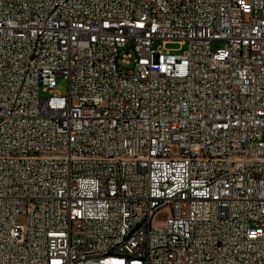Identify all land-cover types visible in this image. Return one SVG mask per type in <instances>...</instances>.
I'll return each instance as SVG.
<instances>
[{
    "label": "built area",
    "instance_id": "built-area-1",
    "mask_svg": "<svg viewBox=\"0 0 264 264\" xmlns=\"http://www.w3.org/2000/svg\"><path fill=\"white\" fill-rule=\"evenodd\" d=\"M0 264H264V0H0Z\"/></svg>",
    "mask_w": 264,
    "mask_h": 264
},
{
    "label": "rangeland",
    "instance_id": "rangeland-1",
    "mask_svg": "<svg viewBox=\"0 0 264 264\" xmlns=\"http://www.w3.org/2000/svg\"><path fill=\"white\" fill-rule=\"evenodd\" d=\"M160 43H156L155 47ZM224 46L223 42L214 43L215 48H222ZM168 49L174 50L175 54H183L187 50V46H182L180 43H171L166 46ZM56 93L62 96H66L68 93V81L64 77H59L57 81ZM170 216V212L168 209H164L157 214L154 218V224L157 226L164 225ZM21 223H25L24 219L20 220Z\"/></svg>",
    "mask_w": 264,
    "mask_h": 264
}]
</instances>
